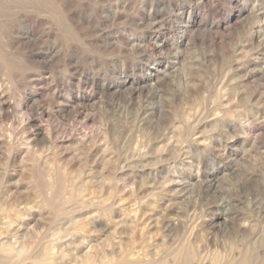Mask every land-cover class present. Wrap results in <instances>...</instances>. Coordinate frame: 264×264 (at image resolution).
<instances>
[{
	"label": "rangeland",
	"instance_id": "1",
	"mask_svg": "<svg viewBox=\"0 0 264 264\" xmlns=\"http://www.w3.org/2000/svg\"><path fill=\"white\" fill-rule=\"evenodd\" d=\"M261 12L264 0H0L13 71L0 74V236L50 194L176 195L202 216L232 202L252 230L216 223V241L230 235L233 264L264 263Z\"/></svg>",
	"mask_w": 264,
	"mask_h": 264
},
{
	"label": "bare ground",
	"instance_id": "2",
	"mask_svg": "<svg viewBox=\"0 0 264 264\" xmlns=\"http://www.w3.org/2000/svg\"><path fill=\"white\" fill-rule=\"evenodd\" d=\"M64 7L59 5L68 22ZM8 60L0 52L2 75L13 73ZM34 125L41 133L42 127ZM122 202L110 196L50 194L34 206H18L16 235L9 236L14 229L7 226L0 236V250L13 251L16 262L0 264H233L231 237L219 245L216 223L224 232L234 228L242 239L252 230L250 219L241 218L232 202L220 206L219 214L209 207L203 216L194 210L196 200L182 196L141 195ZM254 207L264 220V205Z\"/></svg>",
	"mask_w": 264,
	"mask_h": 264
}]
</instances>
